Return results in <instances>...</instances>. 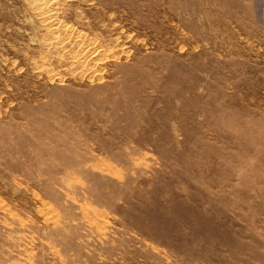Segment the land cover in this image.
Listing matches in <instances>:
<instances>
[{
    "label": "rangeland",
    "instance_id": "obj_1",
    "mask_svg": "<svg viewBox=\"0 0 264 264\" xmlns=\"http://www.w3.org/2000/svg\"><path fill=\"white\" fill-rule=\"evenodd\" d=\"M0 264H264V0H0Z\"/></svg>",
    "mask_w": 264,
    "mask_h": 264
}]
</instances>
